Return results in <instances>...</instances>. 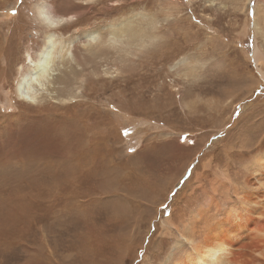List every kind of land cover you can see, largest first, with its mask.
<instances>
[{"label":"rangeland","instance_id":"1","mask_svg":"<svg viewBox=\"0 0 264 264\" xmlns=\"http://www.w3.org/2000/svg\"><path fill=\"white\" fill-rule=\"evenodd\" d=\"M38 1L0 0V264H165L223 167L264 156L261 1L57 0L71 47L32 104Z\"/></svg>","mask_w":264,"mask_h":264},{"label":"bare ground","instance_id":"2","mask_svg":"<svg viewBox=\"0 0 264 264\" xmlns=\"http://www.w3.org/2000/svg\"><path fill=\"white\" fill-rule=\"evenodd\" d=\"M260 1L255 14L257 23L259 19L264 22V0ZM59 9L57 0H39L34 7V14L45 29L43 43L38 51H28L24 61L19 63L15 86L17 97L28 103L36 104L51 76L54 62L64 61L66 46L71 47L69 41L58 42L56 31L66 22L73 20L75 15L61 13ZM257 33L264 42V25ZM97 34L95 30H86L81 34L80 40L95 41ZM215 52L212 48L211 53ZM253 59L264 77V43L261 41L255 45ZM77 60L76 63L79 62ZM77 73L79 71L71 67L69 75L66 77V74H63L64 76H60L56 82L67 85ZM235 170L227 164L221 171L223 178L213 180L211 184L215 191L219 187V190L225 191L222 197L227 201L221 204L212 203L208 199L203 203L204 210L200 213L201 208L198 209V215L194 216L191 223L184 221V229L181 232L183 239L177 241L180 245L177 244L165 264H169L171 258L176 255L177 259L173 264H264V156L255 160L251 167L246 166L249 175L240 176L242 185H239L241 181L236 183V176L233 174L240 173V170ZM223 179L226 185L222 184ZM178 230L180 231L179 228ZM202 235L200 240L198 237Z\"/></svg>","mask_w":264,"mask_h":264}]
</instances>
